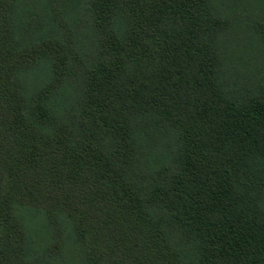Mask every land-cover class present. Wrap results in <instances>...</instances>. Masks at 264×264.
<instances>
[{"label": "trees", "instance_id": "trees-1", "mask_svg": "<svg viewBox=\"0 0 264 264\" xmlns=\"http://www.w3.org/2000/svg\"><path fill=\"white\" fill-rule=\"evenodd\" d=\"M0 264H264V0H0Z\"/></svg>", "mask_w": 264, "mask_h": 264}]
</instances>
